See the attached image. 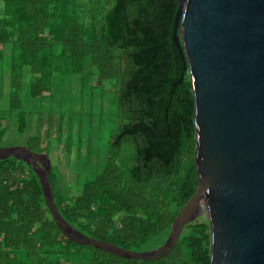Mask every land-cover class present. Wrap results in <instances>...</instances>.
Wrapping results in <instances>:
<instances>
[{
  "label": "trees",
  "instance_id": "obj_1",
  "mask_svg": "<svg viewBox=\"0 0 264 264\" xmlns=\"http://www.w3.org/2000/svg\"><path fill=\"white\" fill-rule=\"evenodd\" d=\"M179 2L0 0L2 100L3 76L9 81L0 147L7 134H32L23 106L42 101L56 83L115 82L119 128L105 168L78 169L75 193L59 167L52 165L50 182L71 226L136 252L167 240L198 187L192 83L173 45ZM23 145L44 153L39 137L25 136ZM210 246L206 219L188 225L173 252L155 261L77 245L57 228L35 172L13 158L0 161V264H211Z\"/></svg>",
  "mask_w": 264,
  "mask_h": 264
},
{
  "label": "water",
  "instance_id": "obj_2",
  "mask_svg": "<svg viewBox=\"0 0 264 264\" xmlns=\"http://www.w3.org/2000/svg\"><path fill=\"white\" fill-rule=\"evenodd\" d=\"M179 1L173 45L192 83L198 187L161 246L136 252L71 226L55 205L47 154L9 146L0 161L35 172L57 228L77 245L155 261L173 252L188 225L206 219L211 264H264V0Z\"/></svg>",
  "mask_w": 264,
  "mask_h": 264
},
{
  "label": "rangeland",
  "instance_id": "obj_3",
  "mask_svg": "<svg viewBox=\"0 0 264 264\" xmlns=\"http://www.w3.org/2000/svg\"><path fill=\"white\" fill-rule=\"evenodd\" d=\"M5 76V95L3 100L0 98L1 114H7L4 107L9 81L8 76ZM1 79L0 72V83ZM28 87L29 83L26 81L25 94ZM117 91V85L113 81H107L97 89L94 85L78 89L71 87L70 83H56L52 91L43 96L42 101L28 102L23 106L26 108L29 131L32 133L25 136L41 138L44 153L50 157L52 165L59 167L66 175L67 184L71 186L73 193L80 186L78 169H98L101 172L107 164L108 154L112 151L111 142L119 128L118 119L114 116ZM12 128L16 130V125L13 124ZM25 136L7 134L0 148L25 146ZM98 174L92 176L91 181Z\"/></svg>",
  "mask_w": 264,
  "mask_h": 264
}]
</instances>
